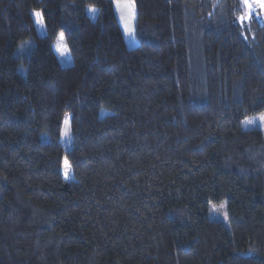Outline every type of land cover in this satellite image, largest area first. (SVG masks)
Listing matches in <instances>:
<instances>
[{
    "label": "trees",
    "instance_id": "trees-1",
    "mask_svg": "<svg viewBox=\"0 0 264 264\" xmlns=\"http://www.w3.org/2000/svg\"><path fill=\"white\" fill-rule=\"evenodd\" d=\"M115 1L0 0V264H264V22L131 0L129 48Z\"/></svg>",
    "mask_w": 264,
    "mask_h": 264
},
{
    "label": "rangeland",
    "instance_id": "rangeland-1",
    "mask_svg": "<svg viewBox=\"0 0 264 264\" xmlns=\"http://www.w3.org/2000/svg\"><path fill=\"white\" fill-rule=\"evenodd\" d=\"M242 2V0H241ZM127 5H132L131 8L127 7ZM243 5V3H242ZM244 7V6H243ZM114 9L118 16V20L126 41V45L129 48H134L139 45V40L137 39L135 35V28H136V10L134 7V3L131 0H117L114 2ZM246 9H243V14L241 16H244L246 13ZM33 13V18L35 21V25L37 28V32L39 35H45L46 29L45 25L42 22H38L41 19L40 17H37ZM87 13L90 18L96 19L98 10L93 7H89L87 10ZM251 16H254L256 19L260 20L261 22H264V11H261L258 5H253V8L251 12L249 13V18ZM249 18L241 20L239 18V22L243 24V22H247ZM127 29H131V32L126 31ZM62 37V38H61ZM32 47L30 42H26L17 51V55L21 56L24 54H28L29 49ZM53 49L56 52V55L60 61V64L62 66H69L72 64V58L69 54L68 48L64 41V35L60 34L57 39L54 41ZM241 127L243 130L252 129V128H258L261 130L264 136V114H259L253 117L246 118L243 120ZM44 141L48 140L47 135L42 136ZM60 143L64 150L68 151L72 148V134H71V128H70V116H66L61 128L60 133ZM67 172V175H66ZM64 174L65 177L69 180L72 178L71 172L69 168L65 166L64 168ZM208 217L211 220L214 221H220L224 224H228V211H227V205L225 202H221L219 204H212L208 210Z\"/></svg>",
    "mask_w": 264,
    "mask_h": 264
},
{
    "label": "snow or ice",
    "instance_id": "snow-or-ice-1",
    "mask_svg": "<svg viewBox=\"0 0 264 264\" xmlns=\"http://www.w3.org/2000/svg\"><path fill=\"white\" fill-rule=\"evenodd\" d=\"M244 8L247 10L244 16H241L240 19L244 20L249 18V13L251 12L253 5H258L261 11H264V0H242ZM127 7L131 8L132 5H127ZM37 17H40V13H35ZM42 22V20L38 21ZM126 31L131 32V29H127ZM62 38V37H61ZM66 168L68 167L67 161H65ZM67 175V172H66Z\"/></svg>",
    "mask_w": 264,
    "mask_h": 264
}]
</instances>
